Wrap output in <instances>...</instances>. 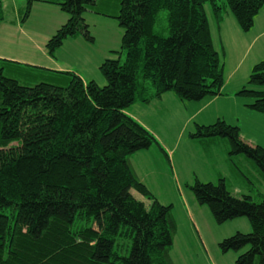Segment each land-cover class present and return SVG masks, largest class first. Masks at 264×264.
Here are the masks:
<instances>
[{
    "label": "trees",
    "instance_id": "obj_1",
    "mask_svg": "<svg viewBox=\"0 0 264 264\" xmlns=\"http://www.w3.org/2000/svg\"><path fill=\"white\" fill-rule=\"evenodd\" d=\"M35 1L27 0L24 20ZM46 2L69 15L46 46L49 56L68 38L94 43L84 13L98 0ZM120 4L117 19L124 30L121 49L126 59L121 62L122 53L112 52L116 58L104 61L103 88L71 72L32 66L26 67L39 70L42 81L22 85L16 76L30 71L0 59V264H174L173 208L155 198L130 162L132 155L157 143L165 151L127 112L167 93L182 102L221 96L224 65L214 47L206 6L219 26L221 13L228 10L241 30L249 32L264 0ZM162 11L167 12L168 37L155 33ZM4 22L0 0V24ZM49 79L66 85L46 83ZM238 96L253 99L248 108L264 115V60L253 67ZM192 137L226 138L231 156L245 155L264 175V148L244 142L238 127L218 120L198 126ZM189 189L218 225L248 219L251 232L222 241L220 250L243 252L235 264H264V199L237 198L224 179L214 184L196 177Z\"/></svg>",
    "mask_w": 264,
    "mask_h": 264
},
{
    "label": "rangeland",
    "instance_id": "obj_2",
    "mask_svg": "<svg viewBox=\"0 0 264 264\" xmlns=\"http://www.w3.org/2000/svg\"><path fill=\"white\" fill-rule=\"evenodd\" d=\"M46 1L33 2L31 13L24 20L27 0H1L5 22L18 26L12 30L14 32L0 30L2 55L20 60H12L15 62L26 61L22 64L24 67L55 65L53 59L49 58L44 50H47L46 46L50 39L67 23L69 15L63 13L57 5ZM88 9L94 10L88 21L84 16L94 43L87 42L82 37L68 38L55 52V56L61 63L70 65L71 71H79L84 79L100 83V78L103 77L99 71L101 67L99 63L104 50L110 46L121 45L119 32L124 33V30L117 19L121 4L120 0H98L95 7ZM206 10L211 14L209 5L206 6ZM225 11L221 14L224 15ZM155 33L168 37L166 11L159 13ZM217 49L221 52L222 48ZM118 50L122 56L121 54L117 56L121 58V62H124L126 52L123 49ZM221 56L225 63L223 51ZM27 69L30 73L25 72L26 75L16 76L22 85H36L42 81L41 76H38L41 74L39 70ZM225 69L226 76H229V72L234 73L228 63ZM242 71L243 68L239 73ZM234 74V77L241 76ZM235 79L238 77L233 80ZM45 82L60 87L66 85L65 82L57 79H49ZM247 82L234 93L231 85L228 88L229 95L217 97L218 99L213 100L203 110H201L203 103L182 102L174 93L164 94L161 99L148 105L138 103L140 105L128 110L129 113L140 118L145 128L152 131L165 151L163 153L157 143L150 148L148 154L143 151L132 155L136 156L132 160L134 167L138 169V175L145 178L147 183L145 185L155 198L162 205L173 208L172 215L177 230L170 255L174 264H235L243 253L234 251L223 253L219 245L238 232L250 233L251 225L248 219L240 218L218 225L208 208L194 205L196 199L189 186L194 184L196 177L202 183L214 184L224 179L233 196L237 198L251 196L255 202L264 199V175L245 155L231 156V145L226 138H216L213 140L218 141L213 142L211 139L192 137L196 134L198 126L212 125L218 121V118H225L228 125L239 128L242 140L243 136L248 141L264 145V115L246 106L245 103L250 105L253 99L238 96V92ZM106 84L105 80V84H100L101 88ZM208 99L205 101L209 102ZM133 193L144 201L147 200L137 191L133 190Z\"/></svg>",
    "mask_w": 264,
    "mask_h": 264
},
{
    "label": "crops",
    "instance_id": "obj_3",
    "mask_svg": "<svg viewBox=\"0 0 264 264\" xmlns=\"http://www.w3.org/2000/svg\"><path fill=\"white\" fill-rule=\"evenodd\" d=\"M92 14H94L93 9H90V10L88 9L85 12L84 16L86 17V21L89 20V17H92ZM222 16H223V20L219 26L216 23L213 16L211 14H209V23H210L211 33H212V37H213L214 47L220 55H221V52L223 51L224 56H225V63L222 61L223 65H224L225 85H224L223 90H222V95L218 96V98L229 95L228 88L231 85H232V92L233 93L236 92L238 89H240L246 83V81H248V78L250 77V74L252 72L253 67L257 63L264 60V8L261 10L259 15L256 17L254 26L249 32H244L241 30L237 21L231 15L230 12L225 11V14ZM16 28H18V26H16L13 23L7 24V22H4V23L0 24V30L6 29L8 31H12L13 29H16ZM12 32H14V31H12ZM123 34H124L123 32H121V31L119 32V36H120V40H121L120 47H118V46L117 47H111L110 46L104 50L103 57L99 63V67H100V65H102L104 63V61L106 59L111 58V57H115L111 54V52L119 51L118 49L122 48V39L121 38L123 37ZM218 47L222 48L221 52H219V50L217 49ZM224 48H225V50H224ZM44 53L46 55H48L47 50H44ZM48 57L53 59L55 65L53 67L38 66L39 69L40 68L41 69H43V68L47 69L48 68V70L54 71V72H64V73L71 72V73H74V74L78 75L79 77H81L85 83L90 82L89 79H86V78L84 79L81 76V73H79V71H71L69 68H72V67H70V65L61 63L56 56L51 57L48 55ZM221 58H222V56H221ZM0 59L10 60V61H12V60L20 61L19 59H16L15 57H5L4 55H2V53H0ZM21 62L22 63H19V62H17V63L24 64L26 61H21ZM226 63L229 64L230 68L234 71V73L241 75V76H235V77H238V79L233 80L235 78L234 73L231 74L229 72V76L228 75L226 76V69H225ZM242 68H243V71L239 73V70H241ZM99 71H100V69H99ZM92 81H94V80H92ZM98 84L99 85L105 84V79L100 78V83L98 81ZM218 98L214 97V98H211L210 100L208 99L209 102H207L205 100L201 101V103H203V104H201V105H203L201 110H203L205 107H208L212 103L213 100L218 99ZM204 103H206V104H204ZM245 104L247 107L249 106V104H247V103H245ZM138 105H140V104H137L134 107H136ZM127 113L131 117H133L135 120H137L141 125H143L141 123L140 118H138L136 115H133L129 112H127ZM218 120H224L226 122L225 118H223V119L218 118ZM208 125L209 124H205L203 126H208ZM146 129H148V128H146ZM150 132L152 133V131H150ZM242 138H243V140L248 141V139H246L245 137L242 136ZM211 140L213 142L218 141V140H213V139H211ZM248 142H249L248 144L251 143L250 145L255 144L252 141H248ZM256 145H260V147H264V145H262L260 143H256L253 146H256ZM150 150L151 149L145 151L144 153L148 154ZM139 153H142V152H139ZM139 155H143V154H139ZM134 157H136V156H132L130 158L131 165H132L135 173L137 174V177L139 178V180L142 183L147 185L145 178L139 176L137 167H134L135 164H134V161L132 160ZM133 195L138 200L148 204L147 200L144 201L143 198H139L134 193H133ZM194 205H198L197 202H195Z\"/></svg>",
    "mask_w": 264,
    "mask_h": 264
}]
</instances>
